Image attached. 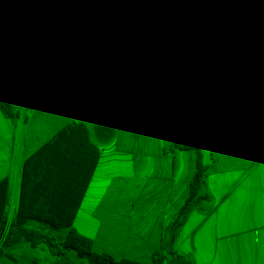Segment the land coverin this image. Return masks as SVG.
<instances>
[{
	"label": "crops",
	"instance_id": "obj_1",
	"mask_svg": "<svg viewBox=\"0 0 264 264\" xmlns=\"http://www.w3.org/2000/svg\"><path fill=\"white\" fill-rule=\"evenodd\" d=\"M79 1L84 20L65 28L51 20L56 0H0V91L12 111L0 109L8 218L19 206L24 161L65 126L83 123L99 157L72 227L92 240L94 251L139 264H152L156 252L163 264L172 261L168 252L189 264H264V0H174L187 32L220 18L235 33L229 57L197 73L186 68L200 43L170 25L164 0H135L134 26H117L112 36L104 0ZM101 63L122 86L105 77ZM207 81L220 87L206 88ZM150 93L198 101L204 133L199 194L208 199L175 229L196 155L173 140L192 138L194 129L179 117L175 131L162 130L163 108ZM32 211L45 206L34 203ZM17 228L53 244L67 233L38 220ZM0 264L89 263L73 251L21 240L1 248Z\"/></svg>",
	"mask_w": 264,
	"mask_h": 264
},
{
	"label": "trees",
	"instance_id": "obj_2",
	"mask_svg": "<svg viewBox=\"0 0 264 264\" xmlns=\"http://www.w3.org/2000/svg\"><path fill=\"white\" fill-rule=\"evenodd\" d=\"M168 21L171 26L190 36L198 43L207 46L198 51L193 63L186 69L197 73L204 67L216 65L229 57V44L234 38V31L223 19L217 18L205 22L194 32H187L176 18L174 0H164ZM53 23L70 28L84 20L79 0H56L51 14ZM27 46L24 43L23 60ZM220 83L207 81L206 88H219ZM150 96L163 108L164 120L161 128L168 131L169 122H176L180 117L194 129V136L186 140H173V144L183 150L195 152V170L189 182V195L171 228L175 229L181 219L187 215L194 204L207 200L199 194L205 168L202 164L200 150L204 145V133L199 119L198 101L168 99L157 93ZM0 109L6 116H12L11 107L0 91ZM99 151L90 140L87 127L83 123L67 125L57 135L46 142L38 151L30 155L23 163L20 181L19 206L11 218L7 216L10 181L8 177L0 180V232L8 225L1 247L8 248L21 240L35 247L39 242L45 243L53 252L73 251L89 264H139L130 259L115 260L107 253L93 250L92 240L79 234L72 223L86 190L91 173L97 163ZM40 203L45 211H32V204ZM29 220L48 223L55 228L67 229L62 242L53 244L48 238L24 228H17ZM172 261L166 264H189L186 259L168 252ZM160 252L152 255V264H163Z\"/></svg>",
	"mask_w": 264,
	"mask_h": 264
},
{
	"label": "built area",
	"instance_id": "obj_3",
	"mask_svg": "<svg viewBox=\"0 0 264 264\" xmlns=\"http://www.w3.org/2000/svg\"><path fill=\"white\" fill-rule=\"evenodd\" d=\"M107 16V33L112 36L115 28H130L135 24V0H104ZM22 84L27 86L30 82L31 65L24 61ZM169 131L176 130V122L171 121L168 125ZM6 225V231H7Z\"/></svg>",
	"mask_w": 264,
	"mask_h": 264
},
{
	"label": "rangeland",
	"instance_id": "obj_4",
	"mask_svg": "<svg viewBox=\"0 0 264 264\" xmlns=\"http://www.w3.org/2000/svg\"><path fill=\"white\" fill-rule=\"evenodd\" d=\"M27 29H29V31L32 30L30 24H29V26H27ZM27 33H30V32H27ZM32 40H33L32 34H28L27 37H26V46H27V49L30 48ZM104 225H106V228L104 229V232L105 231L106 232H109L110 224H104ZM108 226H109V228H108ZM107 228H108V230H107ZM117 233H118V236H120L122 240H124L127 237L124 224H119V229L116 232V234ZM1 244H2V238H1V234H0V251H1V248H2L1 247Z\"/></svg>",
	"mask_w": 264,
	"mask_h": 264
},
{
	"label": "water",
	"instance_id": "obj_5",
	"mask_svg": "<svg viewBox=\"0 0 264 264\" xmlns=\"http://www.w3.org/2000/svg\"><path fill=\"white\" fill-rule=\"evenodd\" d=\"M206 46H207V43H200L199 50L202 51ZM101 67H102V72L104 73L105 77L110 82H112L115 85L122 86L121 82L108 71V69L103 65V63H101ZM5 234H6V227L4 228L2 235H1L2 241L4 239Z\"/></svg>",
	"mask_w": 264,
	"mask_h": 264
}]
</instances>
